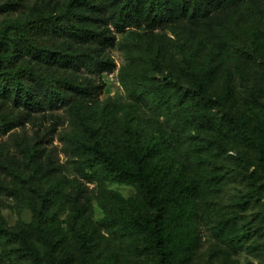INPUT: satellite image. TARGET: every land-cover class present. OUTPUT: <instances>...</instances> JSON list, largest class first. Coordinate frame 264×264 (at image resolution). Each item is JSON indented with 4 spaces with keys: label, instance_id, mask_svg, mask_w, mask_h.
I'll list each match as a JSON object with an SVG mask.
<instances>
[{
    "label": "rangeland",
    "instance_id": "obj_1",
    "mask_svg": "<svg viewBox=\"0 0 264 264\" xmlns=\"http://www.w3.org/2000/svg\"><path fill=\"white\" fill-rule=\"evenodd\" d=\"M64 1L0 0L14 5L0 13V23L32 9L55 11ZM121 2L95 0V6L78 8L81 24L115 36L112 72L66 71L97 86L93 95H74L45 110L0 97V113L19 118L0 131V210L8 232H27L43 264L50 262L33 226L35 210L53 214L63 264H264V110L252 102L264 103V0H242L194 20L189 14L154 30L119 31ZM157 52L162 65L155 78L171 74L191 91L193 76L201 75L206 91L222 99V105L202 108L217 127L188 126L187 103L180 106L175 98L160 108L130 87L126 72L140 70ZM21 62L37 64L30 56ZM227 110L244 121L245 132L221 122ZM85 125L104 133L103 147L128 166L134 165L131 150L147 155L146 170L162 201L165 261L155 236L129 223L156 214L142 189L92 174L72 144L70 137L84 133ZM0 264L32 260L20 240L6 235Z\"/></svg>",
    "mask_w": 264,
    "mask_h": 264
},
{
    "label": "trees",
    "instance_id": "obj_2",
    "mask_svg": "<svg viewBox=\"0 0 264 264\" xmlns=\"http://www.w3.org/2000/svg\"><path fill=\"white\" fill-rule=\"evenodd\" d=\"M242 0H122L116 22V28L123 31L128 27L145 26L154 30L165 23L186 18L191 20L206 17L219 7L234 4ZM95 0H65L55 11L49 9L29 10L17 18L5 19L0 23V97L12 99L17 105L45 110L58 104L69 103L74 95L94 94L97 86L88 80L76 79L73 74L85 72L98 75L112 72L116 65L110 48L115 45V36L105 28L81 24L78 20L80 6H95ZM14 10L12 3L0 2V13ZM30 56L36 65L21 62ZM162 65L159 52L153 54L150 62L140 70L127 71L126 76L132 89L139 97L151 99L157 107L168 106L177 98L180 106L187 103L190 112L183 123L190 126L199 122L202 125L218 126L215 116L202 112L206 106L222 105L221 98L208 93L201 75L193 76V89L183 91L181 85L171 74L164 80L154 77V71ZM64 71L61 73L60 71ZM98 88V87H97ZM255 106L264 110V103L252 99ZM80 117L79 110L74 108ZM82 119V118H81ZM19 122L18 117L0 113V131L7 132ZM221 122L239 132H245L244 121L227 110ZM71 142L82 154L84 161L92 169V174L101 175L117 182L138 185L150 203L156 208L151 218H132L129 223L155 236L154 247L166 260L168 241L163 225L162 201L157 198L153 183L146 170L147 155L131 150L130 157L134 165L128 166L114 157L103 147L105 134L85 125L84 133L73 134ZM36 171V166L32 165ZM18 176L16 167L10 168ZM134 206V203L130 201ZM54 217L44 210H35L34 229L47 247L46 257L50 264H63L56 256ZM10 235L12 240H20L24 253L32 264H43L37 249L27 232L9 233L7 220L0 210V239ZM86 247V252H87ZM8 256L12 257L9 252Z\"/></svg>",
    "mask_w": 264,
    "mask_h": 264
}]
</instances>
